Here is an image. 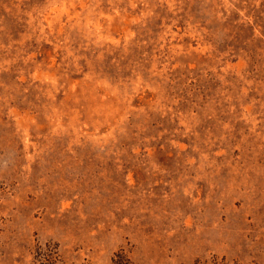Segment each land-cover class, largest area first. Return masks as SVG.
<instances>
[{"label": "rangeland", "instance_id": "1", "mask_svg": "<svg viewBox=\"0 0 264 264\" xmlns=\"http://www.w3.org/2000/svg\"><path fill=\"white\" fill-rule=\"evenodd\" d=\"M49 251L264 264V0H0V264Z\"/></svg>", "mask_w": 264, "mask_h": 264}, {"label": "trees", "instance_id": "2", "mask_svg": "<svg viewBox=\"0 0 264 264\" xmlns=\"http://www.w3.org/2000/svg\"><path fill=\"white\" fill-rule=\"evenodd\" d=\"M52 250V249H51ZM53 254L54 252L49 251V260L47 261V263H39V264H56L55 259H53ZM38 259V258H37ZM39 261V259H38ZM112 264H131V262L123 255V253H116L114 254L113 258L111 259ZM215 264H230L227 262H217ZM231 264H239V263H231Z\"/></svg>", "mask_w": 264, "mask_h": 264}]
</instances>
